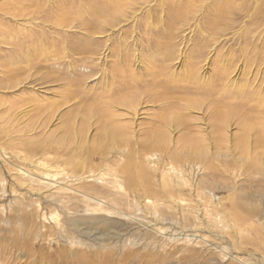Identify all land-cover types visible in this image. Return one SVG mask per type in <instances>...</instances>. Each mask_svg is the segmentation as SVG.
I'll return each mask as SVG.
<instances>
[{"label":"rangeland","instance_id":"rangeland-1","mask_svg":"<svg viewBox=\"0 0 264 264\" xmlns=\"http://www.w3.org/2000/svg\"><path fill=\"white\" fill-rule=\"evenodd\" d=\"M108 1L116 0H0V146L15 150V157L5 165L0 155V190L2 180L7 182L6 194L1 196L0 191V207H6L5 213L0 211V264H264L263 233L258 250L246 249L240 235L230 230L233 224L226 230L222 224L218 229L201 225L198 228L205 238L200 236L198 243L188 244L185 234H194L196 226L181 219L192 206L191 213L199 207L194 216L200 221L205 217L210 222L220 220L218 213L231 211L237 199L264 209V187H245L246 182L258 179L245 174L244 167L250 161L240 154L242 146L237 142L242 121H264V0H121V17L94 25L103 18ZM65 6L72 7L76 18L73 28L63 34L53 20ZM94 9L100 10L95 20L91 16ZM80 18H89L86 29ZM163 35L171 39L172 49L155 43ZM41 40L62 47L65 41L70 48H56L66 51L63 58L33 56L35 61L32 55L38 52ZM73 43L84 49L80 55L72 50ZM92 48L95 55L88 56L86 52ZM122 82L139 86L130 92L135 97L149 85L157 88L156 95L165 93L168 98L158 103L155 97L147 102L144 99L136 118L128 119V150L109 141L105 116L92 111L104 97L119 94ZM202 91L206 96L195 95ZM194 98L196 102L189 108L187 102ZM30 99L43 107H36ZM50 101L55 102L53 111L47 109ZM167 102H172L165 105L170 110L174 107L185 112L189 123L177 125V132H168V146L155 150L153 157L142 155V149L155 140L148 133L152 115L160 113ZM216 112L224 116L222 139L214 127ZM185 127L190 134L198 132L193 134L194 140L205 141L208 149L204 159L191 150L182 152L180 137L189 134ZM248 137L247 149L256 151V132ZM23 154H28L26 159ZM16 156L22 159L16 161ZM159 157L180 164L193 183L182 192L188 194L183 204L189 207H179L175 222L168 219L175 229L167 234L117 217L114 220L121 222L116 225V236L107 232L105 236L100 225H95L90 235L71 231V224L78 222L69 221L83 216V204L69 203L72 211L68 213L50 201V192L30 190L14 176L22 165L20 170L28 167L24 160L32 161L30 168L36 172L37 159L51 158L57 165L55 159H59L67 175L78 172L82 176L88 168L104 169L114 161L130 164L133 171L143 164L152 171L161 168ZM197 185L202 187L201 193ZM16 199L22 204L14 203ZM201 210H207L209 216ZM72 241L75 244H70ZM253 254L257 261L250 262Z\"/></svg>","mask_w":264,"mask_h":264},{"label":"bare ground","instance_id":"bare-ground-1","mask_svg":"<svg viewBox=\"0 0 264 264\" xmlns=\"http://www.w3.org/2000/svg\"><path fill=\"white\" fill-rule=\"evenodd\" d=\"M93 2H95V0H92V3ZM108 3L109 4L107 5V8L104 7L103 18L95 20L98 16L97 13L100 10L99 9L92 10L91 16L94 17V20H95L94 25H96L95 22H98L100 20H103V24H107L108 22L116 21L119 17H121L124 2L122 3L121 0H116V1H108ZM82 8L84 7L82 6ZM71 9H72L71 6L66 7L65 9L63 7L59 8L58 10L59 12L54 17V20H53L54 23L58 26V28H60V30L63 32V34H66L68 30L72 29L73 27L71 25L73 24V22H75L76 17L74 18ZM80 19H82L81 24L83 25L84 29H86L87 28L86 22L89 18L87 20H85L86 18L85 19L80 18ZM63 34L61 36H63ZM165 39H166V42L163 41ZM57 40H60L59 37H57ZM63 42L65 45H63V47L60 45L62 49L70 48L68 47V44H69L68 42H66L67 44L65 43V41ZM57 43L60 44L59 41H57ZM155 43H157V45L159 46L163 45V48H167L170 46V48L172 49L173 47L171 39L170 38L168 39V37H166L165 35L159 36ZM54 45L55 44L51 45V44L45 43V41L42 42L41 40L39 47H38L39 48L38 52L32 55V57L38 56L39 58H48V57L56 58V55L61 56V57L62 55L64 56L67 55L65 54L66 51H64V53H61L60 51L56 50V48L60 47L59 45H55V46ZM92 49L91 51L86 52L88 56L95 55V51L94 49L93 50ZM72 50L76 52L77 54H79L84 49L78 47V44L73 43ZM86 54H83V55H86ZM34 59L36 61L35 57H33V60ZM29 61L31 62V59H29ZM118 70H117V74H119ZM119 72L121 71L119 70ZM122 78L125 79L124 76H122ZM122 83L124 87L122 88L120 86L122 91H120L119 94L115 96L111 94L110 97H104L105 101L100 102L97 106H93L92 111H94V113H101L105 116L106 130L107 131L109 130L110 132V134L107 133V137H111L109 141L110 142L114 141V144H116V146L125 147L128 150L129 149L128 147L130 146L129 142L126 140V138H128V133H127L128 126L125 125V124H129L128 119L130 120V117H132L133 120L136 118V114L139 112L140 107L143 106L144 99L147 102L149 98L155 97L154 99H156L158 103V102H166L168 98L166 97L165 93L156 95L157 93L155 92H157V88H150L148 87L149 85L147 87H143L144 90L142 91V94L140 95L138 94L139 96L135 97L133 96L132 93L130 94V92L134 90L138 85L137 84L131 85L129 84L130 82L129 83L122 82ZM163 87H166V86L163 85ZM166 88H163V91H167ZM195 95L206 96L205 92L203 91L201 93L197 92L195 93ZM30 100H31L30 103H34V104L36 103L35 104L36 107L40 108L39 105L43 107L42 106L43 104H41L39 101L36 102V100H34L35 101L34 102L32 99ZM194 100L195 98L189 99V101L187 102L189 104L188 106L189 108L191 107L193 103L196 102ZM54 104L55 102L50 101V104L47 106V109L49 110V107H50V110L52 111L55 110L54 107L52 109V105ZM171 104L172 102L170 103L167 102L163 104V106H161L160 108V113L152 115L151 122L148 125V129H149L148 133H149V136L155 140H150L149 145L142 149L141 151L142 155H145V156L151 155L153 157L154 156L153 152L155 150H158L159 148L163 149L164 147L163 145L167 144V142L170 140V134L168 132L171 133L172 130L174 132L175 131L177 132V128H176L177 125L178 126L180 124L187 125L189 123L185 112L176 111L174 107H172V110L165 107V105L171 106ZM213 118H214L215 130L216 132H218L219 135L222 136L221 137L222 139L223 135L221 132H223L222 128L225 127V121L223 120L224 119L223 113L216 112ZM184 130L187 131L189 134H183L184 136L180 137V142H182L181 149H183L182 152L184 150L185 151L191 150L194 156L204 159L207 154V149H208L205 144V141L200 142V141H196L193 139L194 138L193 134L198 133V132L192 131V134H190L189 128L187 130V127H185ZM252 132L254 133L256 132L257 138L255 139L256 140L255 142L257 146H256V151L250 152L247 149V143L249 140L248 135ZM237 140H238L237 142L242 146L240 147L237 144V146H239V148L241 149L240 154L247 161H250V163H247L244 167V169L247 171L245 172V174L247 173L248 177L255 176L257 177L256 179H258L256 182H250V181L246 182L245 187L263 188L264 187V121L258 120V119L257 120L246 119L245 121H242V124L240 125V134L237 137ZM221 141L218 142L217 144H220ZM217 148H219V151H221L219 145H217ZM9 151L10 150H6L0 146V155L3 157V159H5L3 160L4 165L6 164L5 162L7 160L13 159V157H15V154H13V151L15 150H12L10 152ZM48 151L49 152L47 153L48 155H50L51 150H48ZM118 152H119V155L124 154V151L121 148L118 150ZM125 153L127 154L128 151ZM23 155H24L23 158L26 159L25 157L28 154H23ZM16 157H17L16 161H20V159H22V158L19 159L18 156ZM127 159L129 160L130 158L128 157ZM151 159L152 158L150 157L148 158V160H151ZM37 160L38 161L34 163V167H36V169L39 172L38 171L35 172L34 169L30 168L33 163L32 161L24 160V163L28 165L29 168L28 167L24 168L25 167L24 166L22 170H20V168L23 165L21 166L19 164L21 167L17 165L20 168H18V173L14 174V176L16 177L18 182L23 181L24 184L26 183L28 185L27 187L30 190H37L38 192H41L42 190H47L48 192H50L51 193L50 198L52 199L50 201L54 205L59 204L68 213L72 211V210L69 211L70 208H72L69 205V203L76 202L79 204H83L85 207V209L82 208L83 216H79V217L76 216L77 218L74 217L70 221L68 220L69 223H71V221L78 222V223L71 224V227H72L71 231L78 230L80 231V233L82 231L83 232L82 234L86 233L87 235L88 234L90 235L91 231L93 233L94 232L93 230L96 229L95 225H100L105 233V236H106V232H107V235L109 236H116V234H118L116 232L117 230H115L116 225L117 223L119 225L121 222V221L118 222L114 220L117 217L119 218V220L124 218V220L131 221L135 224L141 223L143 227H148V225H151L152 228H154L157 232H160L161 234H167L169 230H171L172 228L175 229L173 222L178 220V216L180 214L179 207H182V206L186 207L190 205V204L188 205L183 204L186 201L184 198L188 194L184 196L185 193L183 194L182 192H183L184 187H187V186L191 187L193 186V183L191 182V178L186 173H184L182 166L180 164H177L174 160L168 159V161H164L162 157H159L157 164L161 165V168L154 167L152 171H149L147 169L148 167L144 166V164L140 166L138 170L133 171L130 168V164L123 163V161H120V162L114 161L113 163L106 165L104 169L99 170L97 168L94 169L93 167L91 169L88 168V171L84 172L82 176H79L78 172H70L71 176L67 175L69 172L67 173L65 171L66 169L61 167L62 162L59 159H55L59 165H57L55 161H52L51 158H46L45 160L40 158ZM162 167L164 168L165 171L160 172V170H162ZM193 167L191 168L189 167L192 173H193ZM198 169L199 168H197V170ZM159 176H160V179H158ZM86 179H91V181L89 182L85 181ZM2 181H3V188L0 191L3 194L1 196H4L6 194L7 182L4 179ZM109 187H113L116 191L108 189ZM195 188L196 190H199V192L201 193L200 190L202 187L200 188V186L197 185V187ZM70 192H73L74 195L73 194L71 195ZM212 195L214 197L216 196L215 193ZM202 199H205V198L202 197ZM199 200L201 199L199 198ZM15 202L16 203L18 202L19 205L22 204L21 203L22 201L19 202L18 199L14 200V203ZM204 205L206 206L207 204L204 203ZM4 206L0 207V211L2 213H5V210H6V207ZM190 207L191 208L189 209L191 211L192 206ZM20 209H22V207ZM197 209L193 208L194 213L199 212ZM231 209H232L231 210L232 212L229 211L228 213L224 212L222 209L218 213L220 215L219 216L220 220H216V221L212 220L214 222H210L211 221L210 219H209L210 221L206 220L208 218H206L205 216H203L202 218L204 219L205 217V219L203 221H200L199 217L197 215L194 216L193 211H192L193 213L192 214L189 210H187L188 212L187 211L184 212L183 215L181 214L182 218L181 217L180 218L183 219V222L186 225L196 226L194 227L195 231L192 230L194 234L192 235H187L188 233L185 234L184 241H186L188 244H193V242H196V239L199 238L200 236L201 238H203L204 235L199 230L200 228H198L201 225L202 226L205 225L207 228H211L215 226L216 227L215 229H218L220 226L217 228V225L222 224L223 225V226L221 225L222 228L226 230L229 228V225L233 224L234 227L231 228L230 230L233 229L234 231H236L237 234L240 235L242 243L243 242L245 243V248L258 250L257 247L260 243L259 242L260 238H262L264 234V209H259L256 206H253L252 204H250L249 202H242V201L239 202L238 199L233 201ZM214 211L215 213H217L216 210ZM79 212L82 213L81 210ZM203 212H205L206 214L208 213L207 210L202 211V213ZM222 212L225 215L227 214L230 216L225 217L224 214L222 215ZM102 213H106L107 216L100 217L99 215ZM211 214L214 215L213 212ZM208 216H209V213H208ZM169 218L172 219L173 221L172 223H167ZM91 226H94V228ZM121 226L123 225L121 224ZM176 231L178 230L176 229ZM180 231L181 230H179V233ZM204 232H207V231H204ZM183 233L181 232V234ZM185 233H186V230H185ZM196 243H198V241ZM70 244H75V242L72 241V243L70 242ZM228 249L229 247H227V250ZM254 255L255 254H253V257H251L252 255L249 257L250 262L257 261V259L255 258L256 255L255 256Z\"/></svg>","mask_w":264,"mask_h":264}]
</instances>
